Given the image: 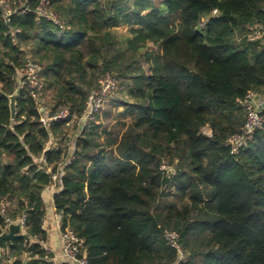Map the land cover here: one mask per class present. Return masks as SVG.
<instances>
[{
    "label": "trees",
    "instance_id": "1",
    "mask_svg": "<svg viewBox=\"0 0 264 264\" xmlns=\"http://www.w3.org/2000/svg\"><path fill=\"white\" fill-rule=\"evenodd\" d=\"M7 1L0 235L6 218L22 214L26 230L3 241L0 260L51 264L45 194L61 165L53 207L61 229L83 240L88 264H264V121L238 154L225 143L245 120L237 100L264 92V42L247 39L264 24V0H49L59 23L36 15L38 0ZM27 56L42 66L43 111L18 88ZM105 72L119 80L120 97L80 129ZM65 106L67 120L39 122ZM165 231L178 235L185 261Z\"/></svg>",
    "mask_w": 264,
    "mask_h": 264
},
{
    "label": "built area",
    "instance_id": "2",
    "mask_svg": "<svg viewBox=\"0 0 264 264\" xmlns=\"http://www.w3.org/2000/svg\"><path fill=\"white\" fill-rule=\"evenodd\" d=\"M49 0H38L35 13L38 17L44 18L54 23H59V17L56 13L48 9ZM0 5L3 9L4 22L8 21L11 14V2L7 0H0ZM26 10L24 8L21 13ZM249 41H261L264 42V24H254L250 27V31L247 34ZM42 66L37 63L31 56L25 58L23 66L19 69L18 88H25L29 92L30 97L37 104L39 110H44L45 98L44 93L46 91V83L41 76ZM120 88L119 80L111 73L105 72L97 81V86L89 93L86 101L85 109L82 116L79 119L78 126L83 129L89 126L90 123L96 122V118L105 108L110 98ZM237 102L243 107L245 112V120L240 130L227 137L225 143L230 149L231 154H238L242 149L247 148L249 142L252 141L256 130L261 128L263 124V110H264V92L258 93L255 91H248L243 99H238ZM70 115L69 107L65 106L59 109L55 114L45 115L39 119V122L44 126L51 121H64L67 120ZM51 140L47 143L44 150L52 148ZM69 151L73 150V142L66 143ZM39 162H43V157L39 158ZM163 168L166 166L163 165ZM49 171V168L47 169ZM62 175V167L58 166V171L51 175V183L49 185L50 190H57V182ZM6 204L2 205L1 212L4 213ZM7 229L9 224H18L20 233L24 234L25 227V215L18 216L15 220L6 218ZM56 225L59 229V243L60 252L57 256L46 257L51 264H59L60 261L67 264H88L85 252L82 251L83 240L70 228L61 229L60 218L57 215ZM7 229L4 232H7ZM163 238L166 243L176 250L178 260L185 261V256L178 242V235L173 231H165ZM0 249V257H1ZM0 264H10L8 260H0Z\"/></svg>",
    "mask_w": 264,
    "mask_h": 264
},
{
    "label": "crops",
    "instance_id": "3",
    "mask_svg": "<svg viewBox=\"0 0 264 264\" xmlns=\"http://www.w3.org/2000/svg\"><path fill=\"white\" fill-rule=\"evenodd\" d=\"M126 31V28H124ZM58 190L52 191L48 187V190L45 194V207L46 212L43 219V228L46 231L47 238L43 243V247L52 255L57 256L60 252V243H59V229L56 225L57 214L54 210L52 197L53 194ZM59 264H67L66 262L60 261Z\"/></svg>",
    "mask_w": 264,
    "mask_h": 264
},
{
    "label": "water",
    "instance_id": "4",
    "mask_svg": "<svg viewBox=\"0 0 264 264\" xmlns=\"http://www.w3.org/2000/svg\"><path fill=\"white\" fill-rule=\"evenodd\" d=\"M17 93V89L16 91L10 95L9 98V109H10V115L11 117L14 116L15 114V102H14V98L16 96ZM23 234L20 233V229H19V225L18 224H9L7 232H4L0 235V246H2V243L4 240H13L17 237L22 236Z\"/></svg>",
    "mask_w": 264,
    "mask_h": 264
},
{
    "label": "rangeland",
    "instance_id": "5",
    "mask_svg": "<svg viewBox=\"0 0 264 264\" xmlns=\"http://www.w3.org/2000/svg\"><path fill=\"white\" fill-rule=\"evenodd\" d=\"M119 31H120V32H125V29H124V28H120ZM142 65H143L144 70L147 71V65H146L145 63H142ZM118 97H120V94H119V92L117 91V92H116L111 98H112V99H114V98L116 99V98H118ZM111 98H110V100H111ZM74 124H75V120L72 119L71 122H70V125H69V127H68V130H67V134H68L67 136H68V137H69V136H72V135L75 133V130H74ZM202 132L205 133V134H209V133H210L208 127H204V128L202 129Z\"/></svg>",
    "mask_w": 264,
    "mask_h": 264
}]
</instances>
